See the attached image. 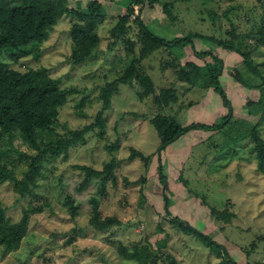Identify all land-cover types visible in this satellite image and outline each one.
<instances>
[{
    "label": "rangeland",
    "instance_id": "rangeland-1",
    "mask_svg": "<svg viewBox=\"0 0 264 264\" xmlns=\"http://www.w3.org/2000/svg\"><path fill=\"white\" fill-rule=\"evenodd\" d=\"M97 1L104 17L95 22L96 47L81 64L69 60L74 42L70 32L81 22L65 14L40 45V56L12 61L0 53V66L25 72L46 68L61 88H74L58 110L57 122L48 136L41 134V148L94 122L101 110V89L129 68L133 56H141L142 44L134 17L140 6L130 0H69L70 10L84 9ZM168 18L164 2H172ZM0 5L3 1L0 0ZM133 9L128 33L114 38L119 15ZM212 12V13H209ZM141 19L149 32L165 40L197 33L196 51L217 55L223 61L219 82L227 105L200 77L195 86L180 72L185 62L213 63L210 57L197 60L189 45L161 47L140 61L156 93L173 89L177 99L160 107L150 95L140 96L138 83L121 84L103 112L104 126L85 135L59 156L49 153L40 174L26 184L30 156L35 154L19 134L0 140V165L9 178L0 183V219L20 236L19 248L2 256L0 264H139L120 254L146 245L174 257L178 264H258L264 261V161L259 163L253 136L264 146V43L256 38L264 24V0H160L145 5ZM131 41L133 53L127 50ZM217 41L224 46L220 47ZM80 43L77 51L83 50ZM251 60L253 71L245 65ZM203 64V63H202ZM238 75L240 81L235 77ZM162 115L181 126L220 124L215 131L193 130L153 154L161 144L150 118ZM253 135V136H252ZM116 144L115 151L108 147ZM135 149L149 160H129ZM112 158L114 177L99 193L98 179L81 186L83 174L74 165L101 170ZM160 160V161H159ZM161 163L166 185L159 178ZM171 218L184 222L221 249H211L194 232H187L167 218L163 196ZM70 196L75 215L64 205ZM91 198L98 200L101 220L112 218L107 229L92 227ZM158 264H163L161 260Z\"/></svg>",
    "mask_w": 264,
    "mask_h": 264
},
{
    "label": "trees",
    "instance_id": "trees-1",
    "mask_svg": "<svg viewBox=\"0 0 264 264\" xmlns=\"http://www.w3.org/2000/svg\"><path fill=\"white\" fill-rule=\"evenodd\" d=\"M3 5H0V53L6 51L12 61L27 56L38 58L40 56V45L46 41L52 31L53 27L65 14L75 15L79 21L71 26L70 32L73 35L74 42L73 51L70 55V62L72 64H81L92 56L91 50L96 47V38L94 35L95 22L104 17V11L97 1H92L84 9L70 10L68 8L69 0H2ZM160 3V0H130L129 5L133 4L140 6L139 14L134 17V23L138 27L139 37L138 41L142 44L141 56L134 57L132 63L123 74L112 82H108L101 89V103L102 107L97 112L94 122L70 133L67 139H58L54 143H49L46 147L41 148L38 143V138L41 134L50 135L53 127L57 122L58 110L66 103L72 93H77L74 88H61L59 82L51 78L46 68L28 69L25 72H19L13 69H6L0 66V140L7 135L17 133L20 137L35 150V154L30 156L28 166V176L26 184H32L40 174V165L45 157L51 153L53 156H59L62 152L74 147L80 142L84 141L85 135L96 128H103L104 117L103 112L109 107L111 96L118 90L121 84H130L132 82L138 83L143 93L140 96L150 95L153 101L160 107L167 106L174 103L177 99L175 90L164 89L156 93L151 79L145 75L140 66V61L145 55H148L161 47H181L189 45L197 60L210 57L212 64L208 62L198 63L185 62L180 67V72L183 79L191 86H195L200 77L209 79V85L220 95L222 100L227 103V98L220 86L218 80L223 61L217 55H212L206 51H196L193 45L194 39H207L197 33H190L186 36L177 37L172 40H165L161 37L149 32L141 19V13L144 6L147 4L153 6ZM174 1L164 2L162 4L163 13L170 19H174L171 14V9ZM126 8L124 14L119 15L117 25L113 31L116 40H123L128 33L130 26V16L133 14V9ZM212 13V12H209ZM256 38L264 43V24L258 30ZM80 43H84L83 50L77 51ZM220 47L224 46L221 41H217ZM126 47L131 55L133 53V45L131 41L126 42ZM93 47V48H92ZM245 65L253 71L251 60L245 57ZM240 81V77H235ZM228 119L225 117L224 120ZM220 124L203 125L191 124L188 126H181L173 118L156 115L150 118L149 122L156 128L157 134L161 140V144L153 154L159 158L160 151L167 145L174 142L178 137L189 131L195 130H210L215 131L224 125ZM253 136V135H252ZM257 159L259 163L264 161V146L262 140L258 135L253 136ZM116 144L108 147L110 152L115 151ZM140 158L144 161L149 160V156H144L141 152L135 149L130 150L129 160ZM1 158V157H0ZM1 160V159H0ZM160 161V160H159ZM76 169L82 172L83 177L81 186H88L92 180L98 179L99 193L105 191V183L114 177V169L116 161L112 158L110 161L104 163L101 170H96L86 165H74ZM158 172L161 182L166 185L168 189L165 176L162 172L161 163L158 165ZM9 178L8 173L0 165V183ZM165 203V211L167 218L172 224H176L181 229L193 233L189 226H185L184 222H178V219L171 218L168 213V203L166 196H163ZM92 202V217L89 224L100 230L107 229L113 223L112 218H105L101 220L98 212V200L91 198ZM64 205L69 208L70 214L73 216L76 212V206L73 204L70 196L64 199ZM1 218V217H0ZM196 234V233H195ZM197 235V234H196ZM203 240L205 245L211 249H221L209 237L197 235ZM20 236L15 229L7 227L0 219V250L2 256L16 251L20 246ZM120 254L128 260H137L139 264H158L161 260L163 264H178L177 260L169 255L163 254L160 250L152 252L146 245L141 248H135L128 252L125 249H120ZM257 264V263H256ZM264 264V261L262 263Z\"/></svg>",
    "mask_w": 264,
    "mask_h": 264
},
{
    "label": "water",
    "instance_id": "water-1",
    "mask_svg": "<svg viewBox=\"0 0 264 264\" xmlns=\"http://www.w3.org/2000/svg\"><path fill=\"white\" fill-rule=\"evenodd\" d=\"M192 231H193L194 233H196L197 235H201L199 232H196V231H194L193 229H192Z\"/></svg>",
    "mask_w": 264,
    "mask_h": 264
}]
</instances>
